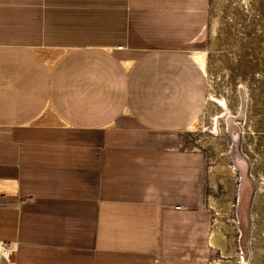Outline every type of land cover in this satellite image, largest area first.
<instances>
[{"label":"crops","instance_id":"crops-1","mask_svg":"<svg viewBox=\"0 0 264 264\" xmlns=\"http://www.w3.org/2000/svg\"><path fill=\"white\" fill-rule=\"evenodd\" d=\"M211 0H0V241L15 264H210L183 147Z\"/></svg>","mask_w":264,"mask_h":264},{"label":"rangeland","instance_id":"rangeland-1","mask_svg":"<svg viewBox=\"0 0 264 264\" xmlns=\"http://www.w3.org/2000/svg\"><path fill=\"white\" fill-rule=\"evenodd\" d=\"M206 32V102L181 138L207 156L205 203H234L230 216L212 207V234L226 227L210 264H264V0H211ZM224 159L237 177L215 169Z\"/></svg>","mask_w":264,"mask_h":264},{"label":"bare ground","instance_id":"bare-ground-1","mask_svg":"<svg viewBox=\"0 0 264 264\" xmlns=\"http://www.w3.org/2000/svg\"><path fill=\"white\" fill-rule=\"evenodd\" d=\"M216 144V143H215ZM214 144V145H215ZM220 144V143H219ZM221 145V144H220ZM223 148V147H222ZM217 149V148H216ZM219 149V148H218ZM221 150V149H220ZM219 151V150H218ZM219 167V168H218ZM216 167L215 169H222V171H229L233 174L234 177H237V169L233 166V164L230 163V161L228 159H224L223 161H221V163L219 164V166ZM213 169V167H212ZM213 169V171L215 170ZM215 170V172H216ZM212 171V174H213ZM226 171V172H227ZM217 173V172H216ZM230 173V174H231ZM214 175V174H213ZM215 177V176H214ZM212 178V177H211ZM213 179V178H212ZM216 199H214L213 197H211L210 201H211V205L215 210H218V213L220 216H230V213H232L233 211V207H234V203L233 202H229L228 206H223V205H218L217 202H215ZM217 201V200H216ZM226 227V224H224L222 221H219L217 219L216 223H215V229L214 232L212 234V238H211V242L216 246L219 247V241L222 237H224V233H223V227ZM230 229L232 230L234 227L232 225H229ZM235 229V228H234ZM0 252H5L4 249L0 246ZM226 254V252H224ZM219 262L222 261H218L215 260L213 262V264H220Z\"/></svg>","mask_w":264,"mask_h":264},{"label":"built area","instance_id":"built-area-1","mask_svg":"<svg viewBox=\"0 0 264 264\" xmlns=\"http://www.w3.org/2000/svg\"><path fill=\"white\" fill-rule=\"evenodd\" d=\"M5 252H0V264H15L14 254L17 244L14 241H0Z\"/></svg>","mask_w":264,"mask_h":264}]
</instances>
